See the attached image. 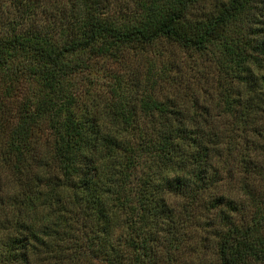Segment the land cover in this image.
<instances>
[{"label": "trees", "instance_id": "obj_1", "mask_svg": "<svg viewBox=\"0 0 264 264\" xmlns=\"http://www.w3.org/2000/svg\"><path fill=\"white\" fill-rule=\"evenodd\" d=\"M105 1L0 0L18 16L0 28V125L16 116L0 139V263L186 264L183 256L211 243L212 258L199 264L262 261L264 0H131L136 18H114ZM39 13L51 15L60 37L30 29ZM16 20L27 22L23 33L13 34L22 29ZM160 41L199 62L200 84L212 81L200 116L198 94L187 85L181 95L184 82L154 64L147 89L125 84L116 97L126 120L137 110L154 119L145 139L133 126L127 136L102 133L76 112L72 79ZM24 85L27 99L7 106ZM166 90L181 103L159 100ZM178 104L193 109L190 122ZM199 226L202 248L192 243Z\"/></svg>", "mask_w": 264, "mask_h": 264}, {"label": "rangeland", "instance_id": "obj_2", "mask_svg": "<svg viewBox=\"0 0 264 264\" xmlns=\"http://www.w3.org/2000/svg\"><path fill=\"white\" fill-rule=\"evenodd\" d=\"M225 1V0H221ZM105 3H110V11L113 12L114 18L123 17V18H131V17H137V8L134 2L131 0H106ZM49 13H52V15H56L57 11L54 9L52 11L51 9L45 8ZM8 4H5L3 9L0 8V21H3L2 25H0V28H3L4 25H6V22L12 23V20H14L18 16L15 14V18H12V15L14 13L8 12ZM211 10V9H208ZM38 14V16L35 18V22L37 23L32 24V21H29V27L32 29V31L37 30L38 32H48V35L53 38L60 37L61 29L60 27H56V24L54 25V19L51 18L50 14ZM262 18V17H261ZM261 18H253L254 22L260 23ZM58 19V16H57ZM134 19V18H132ZM13 22H18L19 28L22 29H15L13 34L17 33H23L26 28L28 27L27 22L24 20H16ZM59 22V20H58ZM264 23V22H263ZM9 28V27H7ZM1 32V31H0ZM7 35H11L12 33L4 32ZM55 33V34H54ZM54 34V35H53ZM201 61V60H199ZM98 67L95 70V72H92L90 74H84L76 76L74 79L70 81L69 84V90L73 92V95L75 97L76 102V112L84 117H91L92 121L94 122L96 120V126H98L99 129H101V132H107L110 134L118 133L119 131L122 132V134L127 136L128 134V127L129 131L132 130V126L135 127V131L138 130V133L135 134V136L139 137L138 135H141L142 139H145V136H149L152 134V126L154 125L155 121L152 117L149 115L142 113L140 110H137L134 114L130 115V119L126 120V117L121 115L122 111L119 109V103L116 99V97L119 96V94L123 93V90L125 89V84L127 87H135V89H141V87L147 89L144 84L147 82V71L151 64H154V67L157 69H162L163 67H167V69H171V73L175 75L177 79V82H184L183 84H180V94H184V88L186 86H190V91L195 92L198 96L197 98V107H195L196 114H201V109L206 107V104L203 102V91L209 92L208 85L212 83L206 82L205 84H200L203 82L204 78H200L202 69L201 66H198L199 62L191 57V54L184 52L179 47L169 44L166 41H160L155 46L150 48L147 52L142 54H135L134 52H131L120 60H99L97 61ZM174 67V71H173ZM211 72V71H210ZM122 80V87L119 86V84L116 82V78ZM23 85V84H22ZM178 83H176V86ZM240 87V88H239ZM242 89V86L239 85L236 87V90L239 91ZM187 91H189L186 88ZM189 91V92H190ZM244 91V90H242ZM133 92V91H132ZM134 93L130 94V97L133 96ZM176 92L174 90L170 91H163L162 93L158 94L157 97H159V100H168V102H172L174 100L175 102H179L175 98ZM29 96V90L24 85L22 88L18 90V92L15 93L13 97L8 102L7 106H15L19 102H23L27 99ZM156 98V96H155ZM132 99L128 98L127 101H131ZM138 98L133 99L130 103L131 105L136 104ZM140 101V97H139ZM218 101V100H217ZM216 102V101H215ZM116 103V104H114ZM218 103V102H217ZM189 107L192 106V104L189 102L187 103ZM118 105V109H117ZM179 106L177 108H181L180 117H182V120L189 121L193 118V109L192 111H185L184 105L178 104ZM184 109H183V108ZM201 107V108H200ZM177 108H174L176 110ZM80 111H79V110ZM89 111H93V114H91ZM15 117L12 115L8 118L9 120L4 125H0V139H3L8 135V129L11 128L15 124ZM196 120V119H195ZM197 123H204L206 124L204 117L198 118ZM130 124V125H129ZM191 124V123H190ZM128 125V126H127ZM207 127V126H206ZM44 133L41 134L43 138H46L47 126H42L40 128ZM193 128H191L189 131L191 132ZM203 131V130H202ZM40 135V131H39ZM181 135V134H180ZM134 131H131V137L134 142L136 140L134 139ZM180 137V136H179ZM183 138V134H182ZM181 138V139H182ZM140 139V138H139ZM138 139V141H139ZM204 139H207L204 137ZM184 176L188 179L192 180V174L193 172L191 170H185ZM192 172V173H191ZM184 177V178H185ZM165 180V179H163ZM3 196V195H2ZM173 197V196H172ZM169 197L167 198V201L169 204L176 208H180L181 200L175 198ZM2 220V215L0 214V221ZM201 224H205L204 220L200 217ZM198 221V220H197ZM2 223V221H1ZM120 235V238L123 237L124 239V231L118 232V236ZM201 237H204V234H202V227H197L195 234L192 236L194 242L193 245L198 244L200 248H202L203 244L200 240ZM4 241L2 240L1 246H0V252L2 248L4 247ZM261 242L263 245L262 250L264 251V233L261 238ZM209 244V243H208ZM207 250L198 249L193 250L195 252L194 256L189 257L188 255L183 256V262L186 264H199L200 259L202 257L204 258L206 254V259L212 258V251H214V245L209 244ZM264 258L260 262H254L251 261L250 264H264ZM1 264V263H0ZM95 264H104L101 261L97 260L95 261Z\"/></svg>", "mask_w": 264, "mask_h": 264}]
</instances>
